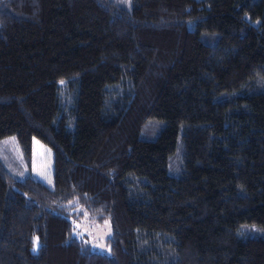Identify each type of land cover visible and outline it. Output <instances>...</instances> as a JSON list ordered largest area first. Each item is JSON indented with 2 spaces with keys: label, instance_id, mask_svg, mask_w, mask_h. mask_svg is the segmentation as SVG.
Instances as JSON below:
<instances>
[{
  "label": "trees",
  "instance_id": "16d2710c",
  "mask_svg": "<svg viewBox=\"0 0 264 264\" xmlns=\"http://www.w3.org/2000/svg\"><path fill=\"white\" fill-rule=\"evenodd\" d=\"M0 264H264V0H0Z\"/></svg>",
  "mask_w": 264,
  "mask_h": 264
},
{
  "label": "rangeland",
  "instance_id": "374dc122",
  "mask_svg": "<svg viewBox=\"0 0 264 264\" xmlns=\"http://www.w3.org/2000/svg\"><path fill=\"white\" fill-rule=\"evenodd\" d=\"M10 147L14 156H17V150L14 148L12 143L6 142ZM16 146V144L14 143ZM17 147V146H16ZM51 171H52V152L50 148L41 143L38 139L32 137L30 140V167L29 171H24V173L29 174L32 178L40 182L46 188L50 189L52 187L51 182ZM108 231L109 227L106 225ZM81 230H88L90 235H88L92 241L98 243L92 244L91 249L100 253H103L104 250L102 247V241L106 235V229H90L87 227H81ZM100 247V248H99Z\"/></svg>",
  "mask_w": 264,
  "mask_h": 264
}]
</instances>
